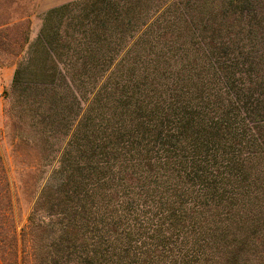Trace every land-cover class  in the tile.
<instances>
[{
	"label": "trees",
	"instance_id": "1",
	"mask_svg": "<svg viewBox=\"0 0 264 264\" xmlns=\"http://www.w3.org/2000/svg\"><path fill=\"white\" fill-rule=\"evenodd\" d=\"M16 3L5 129L39 187L19 229L0 151V264H264V0H78L32 42Z\"/></svg>",
	"mask_w": 264,
	"mask_h": 264
},
{
	"label": "rangeland",
	"instance_id": "2",
	"mask_svg": "<svg viewBox=\"0 0 264 264\" xmlns=\"http://www.w3.org/2000/svg\"><path fill=\"white\" fill-rule=\"evenodd\" d=\"M74 1L78 0H17L14 6V16H23L28 19L30 23L29 41L32 42L35 40L41 27L43 13L51 8ZM13 73L14 66L12 65L0 68V151L9 170L15 219L20 229L26 224V219L37 195L39 185L28 188L26 185L28 177H25L22 172H17L13 163L10 141L5 129L4 110L7 107V93L11 86ZM168 180L173 181L172 178ZM142 181L145 182V184L141 185L144 190L152 189V187L146 189L148 185L150 186V182L156 183L158 187H162L165 183H168L166 177L161 175V172L154 173L153 177L147 180L142 178ZM174 181L177 180L175 179ZM253 261L256 263V258H253Z\"/></svg>",
	"mask_w": 264,
	"mask_h": 264
}]
</instances>
